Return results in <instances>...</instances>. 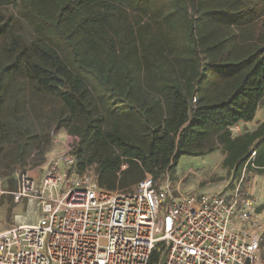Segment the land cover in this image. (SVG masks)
I'll list each match as a JSON object with an SVG mask.
<instances>
[{"label":"trees","instance_id":"1","mask_svg":"<svg viewBox=\"0 0 264 264\" xmlns=\"http://www.w3.org/2000/svg\"><path fill=\"white\" fill-rule=\"evenodd\" d=\"M10 6L19 7L35 42L7 41L17 24ZM0 51L7 57L0 70V122L3 88L17 77L27 81L34 94L57 100L63 113L84 122L80 145L102 140L118 151L80 164L76 155L77 173L96 165L95 180L110 191L132 192L147 174L160 187L181 156H204L182 149L192 134L201 138L211 130L203 127L202 111L218 109L241 120L252 108V120L254 109L264 108V94L258 95L264 0H0ZM159 102L167 114L151 120ZM107 115L134 126L142 143L117 126L103 129ZM249 120L236 122L243 124L237 135L231 126L212 132L228 173L240 177L246 169L263 177L264 120L248 130ZM159 258L155 252L151 264Z\"/></svg>","mask_w":264,"mask_h":264},{"label":"built area","instance_id":"2","mask_svg":"<svg viewBox=\"0 0 264 264\" xmlns=\"http://www.w3.org/2000/svg\"><path fill=\"white\" fill-rule=\"evenodd\" d=\"M57 143L50 170L19 176L13 197L26 212L0 231V264H151L155 252L157 264H264V204L246 169L215 195L174 197L151 174L132 192L110 191L75 170L79 137Z\"/></svg>","mask_w":264,"mask_h":264},{"label":"rangeland","instance_id":"3","mask_svg":"<svg viewBox=\"0 0 264 264\" xmlns=\"http://www.w3.org/2000/svg\"><path fill=\"white\" fill-rule=\"evenodd\" d=\"M9 10L14 13L17 24L11 29L7 41L14 37H21L27 43L35 42L37 36L31 27L20 21L19 7L10 6ZM6 63V55L0 51V70ZM260 72L259 96L264 94V72L262 70ZM136 80H139L138 76ZM3 90H7V97L6 111L0 122V231L12 227L15 214L26 212V202L22 201L18 204L13 197L19 188V176L26 173L41 176L50 170L52 159L57 153L63 151L62 144L55 143L63 139L66 134L71 135L70 128L77 131L76 136L80 139L84 137L81 132L84 122L81 119L70 118L68 112L63 113L57 100L34 94L27 81L19 77L14 78L6 84ZM143 97L150 103L155 101L152 95L145 92ZM155 105L151 120L163 118L167 114V108L163 102ZM251 113L252 108L246 110L241 120L233 113L218 109L200 113L203 125H205L204 129L211 130L201 138L192 134L182 149L191 150V154H206L204 156H181L174 171L167 175L166 183L172 196L196 195L201 197L232 190L238 176L235 172L228 173L223 167L224 152L217 142V136L212 131L217 128L225 130L227 126H232L238 121L248 122V116ZM253 117L249 123L244 124L248 130L256 128L264 118V108L257 106ZM105 121L102 125L103 129L108 130L117 126L121 132L142 143L143 138L134 126H129L108 115ZM79 150H82V153H79ZM76 151L78 164L88 158L99 160L118 152L105 145L102 140H86ZM95 168L96 165L87 167L82 176L94 177ZM62 170L68 171L67 168H62ZM249 175L251 189L256 193L261 192V202L264 204V176Z\"/></svg>","mask_w":264,"mask_h":264},{"label":"crops","instance_id":"4","mask_svg":"<svg viewBox=\"0 0 264 264\" xmlns=\"http://www.w3.org/2000/svg\"><path fill=\"white\" fill-rule=\"evenodd\" d=\"M263 120H264V118H263V119H261V122H262ZM261 122H260V123H261ZM260 123H259V124H260ZM257 126H258V125H257ZM257 126H256V127H257Z\"/></svg>","mask_w":264,"mask_h":264}]
</instances>
